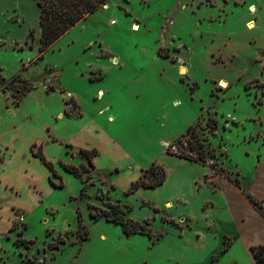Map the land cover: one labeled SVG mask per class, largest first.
I'll list each match as a JSON object with an SVG mask.
<instances>
[{"label": "rangeland", "instance_id": "374dc122", "mask_svg": "<svg viewBox=\"0 0 264 264\" xmlns=\"http://www.w3.org/2000/svg\"><path fill=\"white\" fill-rule=\"evenodd\" d=\"M251 2L109 0L40 55L37 0H0V133L20 125L19 149L35 137L34 150L41 146L60 177L42 163L47 189L29 178L32 207L8 204L6 198L18 201L26 189L0 178V222L4 207L10 213L0 224V264H255L236 231L234 216L247 213L234 196L227 197L232 217L215 221V246L213 240L203 248L192 237L205 227L200 198L187 207L168 201L188 199L186 182L165 196L130 194L131 179L160 178L155 165L167 178L163 157L180 156L169 160L176 166L202 152L203 182L212 189L240 180L245 195H263L255 176L264 163V23ZM21 80L32 87L25 96ZM28 120L40 121V132ZM95 125L104 128L101 160ZM10 140L0 135V145ZM52 144L59 148L54 155L47 152ZM92 148L97 155L90 161L80 150ZM32 158L30 146L19 153L13 145L0 147V167L17 160L28 174ZM61 164L87 170L78 177ZM17 177L27 181L20 172ZM111 205H119L129 226L138 223L153 237L126 236L105 216L91 217L112 212ZM187 229L193 232L183 234ZM261 236L264 225L256 220L248 239Z\"/></svg>", "mask_w": 264, "mask_h": 264}, {"label": "crops", "instance_id": "0c3cea01", "mask_svg": "<svg viewBox=\"0 0 264 264\" xmlns=\"http://www.w3.org/2000/svg\"><path fill=\"white\" fill-rule=\"evenodd\" d=\"M251 1H252L251 4L255 3L258 6L257 11H258L259 17L261 18V21H263L262 22V24H263L264 23V0H251ZM28 122L30 123L29 125H32L33 127L37 126L39 129L38 132H40V127H41L40 121H38L37 123H33V122H30L28 120ZM13 127H11V128H13ZM85 128L86 127H84L83 129H85ZM10 129H8L4 133H0V135H7V136L11 137L10 141H8V142L5 141L4 143H2L0 145V147H2L4 145H13V146L18 148V153H19V152H23L24 150H26V148H28L30 146V151H31V145L35 144L34 143L35 137L32 136L33 137L32 140L28 139V141L25 142V144H24L25 145L24 148L19 149V146H18V142H19L18 130L20 129V125H18L16 127V131H14V132H10ZM81 131H82V128H81L80 132ZM92 131L95 132V135L99 139H101L102 145L101 146L97 145V146H99L98 148L102 152V156L100 157V160H101L104 157V138H102L100 135L102 133L104 134V128L100 127L99 125H95L93 127ZM77 133H78V131H77ZM78 139H79V133H78ZM30 141H32V143H30ZM110 141H111V139H110ZM28 143H30L31 145ZM92 149H94V148H92ZM110 149L112 151L116 152L117 147L114 146V149H113L112 144H111ZM58 150H59L58 146L52 144L47 149V152L54 155L56 152H58ZM171 159L181 160L179 158H171L169 156L163 157L162 160L164 161V163L167 165V167L169 169V175L165 179L164 183L161 186L155 188L156 190H154V191L149 190V191H147V193H146V190H144V189H142L140 191L136 190L135 192L137 193V195H139V196H145V195L151 196L152 193L153 194L158 193L156 195L161 196L164 194L166 195L167 193L170 194L174 191L180 190L178 187L179 182H186V184L188 185L187 188L189 189V193H191V195L188 197V199L185 200V197H182L184 199L183 200L182 198H180L178 196V197H174V198H168V201L171 202L172 204L178 203L179 205L181 204L184 207H187V206H189V203L192 204L195 202L194 201L195 198L196 199L200 198V200H201V202L199 204L200 219L202 221L201 223H203L205 225V227H204V230L200 232L201 234H198L195 236L192 233V237H194L196 239L195 241H197L198 239H201L202 242L200 244H203V248L206 247L213 240H214L213 244L215 246V244H216V240L214 239V238H216V235L214 234L215 221H217L219 217H224V218L227 217V219H229L228 217H230V218L232 217V215L230 214V210H229L230 204L227 203V197L234 196V199H236L240 203L241 209L245 211L244 213H247V218L239 217V219H237L236 216H234V221H235V224L238 228L236 231L240 233L239 237L244 242V245L248 246L249 252H250V248L252 246L264 245V237L263 236H261L260 241H251L248 239L251 235L252 227L254 226V221L257 220L259 224L264 225V216L262 214H260V212L257 210V208H255L253 203L248 199V196H251V198L253 200L259 202L260 204L263 203V205H264V174L262 173V171L264 170V163L263 162L258 163L256 176H255L256 177L255 178V184L257 185V188L263 193V195L260 196L258 194L255 195V193L253 195H251L248 192L245 195L242 191L246 190V188H242L240 180L238 182L240 187H239V185H236V184L234 185L230 182L225 181L226 183H223L219 188L212 189L210 185H207V183L203 182V178L206 176V174H208L207 173L208 170L206 167L198 165V164H194V163H189V162H186L184 160H182V161H184L185 163H177L176 166H174V165L171 166L172 162L169 161ZM27 161L29 163V172H30L28 174H25V170H23V168H22L23 163L20 164V162L17 160H15V162L13 161L9 165H4V166L0 167V178H2L4 183L12 184L18 188H25L26 189V192H25L26 194L23 197H21L20 200H18V201L14 198H10V197L6 198L7 200H9L8 204H17L18 203V204H21L25 207H32L34 205V203L36 202V197L33 194V192H29L28 185H29L30 181L33 182V184L35 185V188H37V189H40L42 191L47 189V183L48 182L46 183V180H45L46 179V176H45L46 167L42 164V162H40V160L36 159V157L32 158V160H30V161L29 160H27ZM31 162H32V164H31ZM99 163H100V161H99ZM201 167H203V168H201ZM19 172L22 174V177H25L27 179V181L22 179V178L17 177ZM29 178L31 179L30 181H29ZM18 179L22 180V181L19 182ZM131 181L133 183L134 180L131 179ZM197 182H200L201 185L196 186ZM127 183H128V181H127ZM28 194H31V196L28 197ZM12 199H13V201H15L14 203L11 202ZM206 204H208L209 207L206 210H204V207ZM263 205H262V207H263ZM263 210H264V207H263ZM1 213H2L3 218H2V221L0 222V224H2L4 226L6 224V221L10 217L8 207L7 206L4 207L1 210ZM187 218L192 223V220H191L192 218H190V217H187ZM261 226L262 225L259 226L260 230L262 229ZM260 230H258V231H260ZM187 232H193V231H190L187 229V230H184L183 234H185ZM187 236L190 239L191 235L188 234V235H186V237ZM178 238H180V237H178ZM190 242L192 244L194 243L191 240H190ZM193 245L198 246L197 244H193ZM250 254H251V252H250ZM251 257H252V254H251ZM252 260L255 263L254 259H252Z\"/></svg>", "mask_w": 264, "mask_h": 264}, {"label": "trees", "instance_id": "16d2710c", "mask_svg": "<svg viewBox=\"0 0 264 264\" xmlns=\"http://www.w3.org/2000/svg\"><path fill=\"white\" fill-rule=\"evenodd\" d=\"M108 1L109 0H37V6L40 10V55H42L45 51L53 47L54 44L61 37H63L71 28L75 27L80 21L84 20L86 17L91 16L92 14L97 12L101 7H103V5L107 4ZM31 33H33V31H31ZM16 78L17 76H15L12 80ZM20 82L25 86V89L21 92V96H25L32 89V87L30 86V83H28V81L26 80H21ZM213 128H215V125H213ZM187 133H189V129ZM184 136L185 135H182V137ZM35 147V144L31 145V152L33 156L42 161V163L48 168L54 178H60L56 170L54 169L53 163L45 159L42 153L41 146H38L37 149L34 150ZM80 152L84 156H86L90 161L97 155L96 149H81ZM167 154L170 155L169 153ZM178 157L181 158L180 156ZM183 158L193 163H197L201 166H205L206 164L202 152L198 154V157L185 156ZM61 166L66 172L78 177H82V175L79 173L80 171L87 170L86 167H75L66 164H61ZM155 169H158L160 171V178L154 183L145 184L143 181V177H140L137 181L131 184L130 194L134 193L139 188L155 189L161 186L165 181V171L162 167L155 165L154 167H152V173H154ZM83 183L84 182L82 181V184ZM83 191L84 187H82L80 190V196H83ZM248 199L259 211H263V207L259 202L253 200L251 196H248ZM110 208L112 212L99 211L98 213L92 211L90 212V215L94 219H98L102 216H105L107 221L120 225L123 228V233L126 236L140 234L148 236L149 238L153 237L151 231L145 232V229L142 226L138 225V223L136 225L129 226L128 222L124 219L125 213L123 210L120 209L119 205H111ZM111 214L113 215L112 217ZM52 248L58 249V245H53ZM250 251L256 264H264V245L252 246L250 248Z\"/></svg>", "mask_w": 264, "mask_h": 264}, {"label": "bare ground", "instance_id": "6f19581e", "mask_svg": "<svg viewBox=\"0 0 264 264\" xmlns=\"http://www.w3.org/2000/svg\"><path fill=\"white\" fill-rule=\"evenodd\" d=\"M104 8L106 9V8H108L107 7V5H104ZM249 11H250V13H255L256 12V8L254 7V6H252L250 9H249ZM111 24H114V22H112ZM247 28L249 29V30H251V29H254L255 28V24H254V22H252V21H250L249 23H247ZM138 29V27H137V25H134L133 26V30H137ZM181 68V67H180ZM180 72L183 74L185 71H184V69H180ZM185 74V73H184ZM220 86H222L223 88H226L227 87V83H226V81H221L220 82Z\"/></svg>", "mask_w": 264, "mask_h": 264}, {"label": "water", "instance_id": "95a60500", "mask_svg": "<svg viewBox=\"0 0 264 264\" xmlns=\"http://www.w3.org/2000/svg\"><path fill=\"white\" fill-rule=\"evenodd\" d=\"M104 6V5H103Z\"/></svg>", "mask_w": 264, "mask_h": 264}]
</instances>
